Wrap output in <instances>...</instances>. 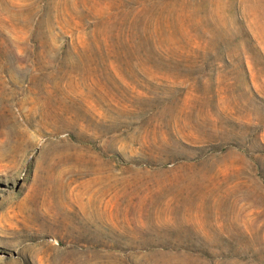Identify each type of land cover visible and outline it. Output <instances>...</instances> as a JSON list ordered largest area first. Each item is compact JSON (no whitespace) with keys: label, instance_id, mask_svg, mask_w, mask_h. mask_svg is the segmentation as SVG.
<instances>
[{"label":"rangeland","instance_id":"374dc122","mask_svg":"<svg viewBox=\"0 0 264 264\" xmlns=\"http://www.w3.org/2000/svg\"><path fill=\"white\" fill-rule=\"evenodd\" d=\"M0 264H264V0H0Z\"/></svg>","mask_w":264,"mask_h":264},{"label":"bare ground","instance_id":"6f19581e","mask_svg":"<svg viewBox=\"0 0 264 264\" xmlns=\"http://www.w3.org/2000/svg\"><path fill=\"white\" fill-rule=\"evenodd\" d=\"M45 104H46V103H45ZM45 104H44V105H45ZM99 181H100L99 178H97L96 180H94L95 183H98Z\"/></svg>","mask_w":264,"mask_h":264}]
</instances>
